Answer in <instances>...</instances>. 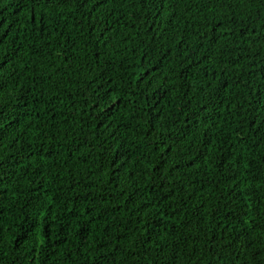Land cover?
<instances>
[{"label":"trees","instance_id":"obj_1","mask_svg":"<svg viewBox=\"0 0 264 264\" xmlns=\"http://www.w3.org/2000/svg\"><path fill=\"white\" fill-rule=\"evenodd\" d=\"M0 264H264V0H0Z\"/></svg>","mask_w":264,"mask_h":264}]
</instances>
